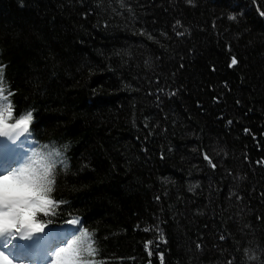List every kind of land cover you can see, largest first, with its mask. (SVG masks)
<instances>
[{"label":"trees","instance_id":"obj_1","mask_svg":"<svg viewBox=\"0 0 264 264\" xmlns=\"http://www.w3.org/2000/svg\"><path fill=\"white\" fill-rule=\"evenodd\" d=\"M7 110L62 264H264V0H0Z\"/></svg>","mask_w":264,"mask_h":264},{"label":"rangeland","instance_id":"obj_2","mask_svg":"<svg viewBox=\"0 0 264 264\" xmlns=\"http://www.w3.org/2000/svg\"><path fill=\"white\" fill-rule=\"evenodd\" d=\"M7 119V112L3 115H0V135L2 133L7 134V143L6 148L12 149L15 153L16 150H19L18 143L19 139L23 137L24 130H20L19 133H8L7 131L10 130L5 125V121ZM13 134L14 138H10V135ZM2 137L0 136V140ZM22 139V138H21ZM15 170L11 168H7L5 171H2L0 169V205H5L7 202H9L12 198L10 196L13 183L15 181ZM4 217L3 213H0V219ZM32 226L30 223L26 221V219L22 220V222L19 225H12L8 222L0 220V231L6 230L9 232L12 231V236L6 240V242L2 243L0 242V264H51L52 258L54 256V253H51L50 255L47 254L46 257V263H42L41 260L37 261H31V258H28L26 256H23L21 258H17L15 256L16 250H17V240L20 237H23L25 235V231L34 233V230H31ZM76 225L72 224L71 228H74ZM60 231L54 232L52 235L58 234ZM48 235L42 234L37 235L35 238L29 239V241L38 242L40 240H48Z\"/></svg>","mask_w":264,"mask_h":264},{"label":"bare ground","instance_id":"obj_3","mask_svg":"<svg viewBox=\"0 0 264 264\" xmlns=\"http://www.w3.org/2000/svg\"><path fill=\"white\" fill-rule=\"evenodd\" d=\"M25 129V126H20V127H17V128H14V129H10L8 131V133H19L20 130H24ZM1 136H4L2 139H6V135L2 134ZM0 161H6L8 162L9 161V157L7 154L4 155V157L2 158V160ZM35 234L32 233V232H28V231H25V235L23 237H21L17 244H18V248L21 252H25V251H28L29 252V255L32 256L34 254L35 251H30L28 248H29V244H31V242L33 241H28L29 239L31 238H35ZM44 252V250H43ZM17 257V255H15ZM19 258V257H17ZM21 258V257H20Z\"/></svg>","mask_w":264,"mask_h":264}]
</instances>
